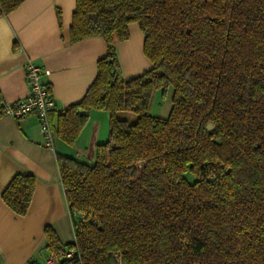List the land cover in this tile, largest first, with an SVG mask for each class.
Returning a JSON list of instances; mask_svg holds the SVG:
<instances>
[{
  "label": "trees",
  "instance_id": "obj_1",
  "mask_svg": "<svg viewBox=\"0 0 264 264\" xmlns=\"http://www.w3.org/2000/svg\"><path fill=\"white\" fill-rule=\"evenodd\" d=\"M22 1L0 0V16ZM131 22L150 67L123 78L115 42ZM92 36L106 43L93 81L55 125L49 114L68 144L89 110L109 114L92 163L56 153L74 231L66 264H264V0H75L69 40ZM167 88V115L151 113ZM34 185L18 172L1 198L23 215Z\"/></svg>",
  "mask_w": 264,
  "mask_h": 264
},
{
  "label": "crops",
  "instance_id": "obj_2",
  "mask_svg": "<svg viewBox=\"0 0 264 264\" xmlns=\"http://www.w3.org/2000/svg\"><path fill=\"white\" fill-rule=\"evenodd\" d=\"M74 8L75 0H23L0 16V264H45L46 257L52 254L45 247L46 225L54 229L63 250L68 248L66 243L74 239L73 221L65 202L56 153L92 163L95 145L109 136V114L91 109L73 144L55 135L54 148L49 149L42 143L33 113L13 117L2 109L5 103L28 96L24 71L27 60L43 68L42 81L50 86L55 103L51 111L54 125L58 112L81 99L96 75V61L106 53V43L100 36L70 42ZM128 31L127 39L115 42L123 78L150 67L143 54V33L138 24L129 23ZM170 91L172 96L171 88L163 95L160 90L154 92L151 113L167 115ZM18 172L35 177L31 200L23 215L15 213L1 198L3 188Z\"/></svg>",
  "mask_w": 264,
  "mask_h": 264
},
{
  "label": "built area",
  "instance_id": "obj_3",
  "mask_svg": "<svg viewBox=\"0 0 264 264\" xmlns=\"http://www.w3.org/2000/svg\"><path fill=\"white\" fill-rule=\"evenodd\" d=\"M25 80L29 88L26 98L16 100L12 103H5L3 111L13 117L33 113L38 123V132L42 143L49 149L54 148V133L51 127L49 114L54 108V99L42 81L43 68L27 60L24 64ZM77 218L85 222V214L81 213ZM75 255L74 247L63 250L62 256L58 259L53 253L45 259V264H66V261Z\"/></svg>",
  "mask_w": 264,
  "mask_h": 264
},
{
  "label": "rangeland",
  "instance_id": "obj_4",
  "mask_svg": "<svg viewBox=\"0 0 264 264\" xmlns=\"http://www.w3.org/2000/svg\"><path fill=\"white\" fill-rule=\"evenodd\" d=\"M170 97H171V91H170ZM162 99H163V96H162ZM171 101V100H170ZM163 102V101H162ZM162 106H164V104H162ZM118 117H121V118H125L127 119L128 121H133L136 117L135 113L133 112H128V111H124V112H117L116 114Z\"/></svg>",
  "mask_w": 264,
  "mask_h": 264
},
{
  "label": "water",
  "instance_id": "obj_5",
  "mask_svg": "<svg viewBox=\"0 0 264 264\" xmlns=\"http://www.w3.org/2000/svg\"><path fill=\"white\" fill-rule=\"evenodd\" d=\"M209 127H211V125H209Z\"/></svg>",
  "mask_w": 264,
  "mask_h": 264
}]
</instances>
